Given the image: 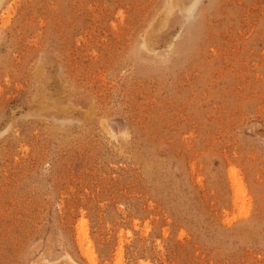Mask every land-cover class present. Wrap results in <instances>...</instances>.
<instances>
[{"label":"rangeland","instance_id":"rangeland-1","mask_svg":"<svg viewBox=\"0 0 264 264\" xmlns=\"http://www.w3.org/2000/svg\"><path fill=\"white\" fill-rule=\"evenodd\" d=\"M118 254L264 264V0L1 4L0 264Z\"/></svg>","mask_w":264,"mask_h":264},{"label":"bare ground","instance_id":"bare-ground-1","mask_svg":"<svg viewBox=\"0 0 264 264\" xmlns=\"http://www.w3.org/2000/svg\"><path fill=\"white\" fill-rule=\"evenodd\" d=\"M3 1H4V0H0V7H1V4L3 3ZM231 177L233 178L234 183L237 184V178H236V171H235V170H231ZM83 236H85V235L83 234ZM82 238H84V237H82ZM82 238H81V239H82ZM85 254L88 255V257L91 256V251H90L89 248H86ZM118 255H119V254H118ZM118 258H119V259H117V262H116V263H117V264H120V259H121L120 255H119Z\"/></svg>","mask_w":264,"mask_h":264}]
</instances>
